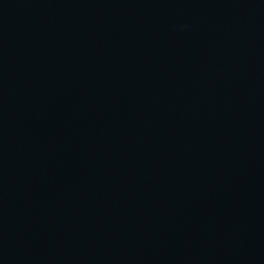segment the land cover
I'll use <instances>...</instances> for the list:
<instances>
[{"label":"water","instance_id":"obj_1","mask_svg":"<svg viewBox=\"0 0 264 264\" xmlns=\"http://www.w3.org/2000/svg\"><path fill=\"white\" fill-rule=\"evenodd\" d=\"M0 264H264V0H0Z\"/></svg>","mask_w":264,"mask_h":264}]
</instances>
